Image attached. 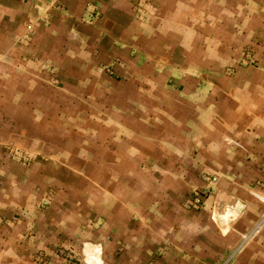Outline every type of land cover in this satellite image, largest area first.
Segmentation results:
<instances>
[{
  "label": "crops",
  "instance_id": "crops-1",
  "mask_svg": "<svg viewBox=\"0 0 264 264\" xmlns=\"http://www.w3.org/2000/svg\"><path fill=\"white\" fill-rule=\"evenodd\" d=\"M220 6L214 0H0V220L19 216L23 198L56 181L66 197L46 208V224L76 217L72 233L92 232L109 264H264V223L253 230L264 210V68L231 70L227 85L237 92L236 115L224 116L221 130L208 131L211 162L183 164L175 155L178 134L159 123L142 125L139 138L110 143L109 159L98 161L109 171H100L91 186L74 181L68 164H56L66 171L53 179L35 170L23 174L3 158L10 147L35 153L31 106L38 103L108 105L110 112L135 100L148 106L149 89L139 99L134 90L143 82L211 80L234 65L242 41L256 39L259 23L244 17V6L231 15ZM164 117L140 119H170ZM127 153H140L141 161ZM117 155L118 164L111 159ZM207 169L204 179L200 171ZM194 186L209 189L202 208L182 203L181 191ZM88 209L92 231L82 223ZM3 228L0 239L7 231L15 240L20 224L12 234ZM19 261L0 258V264Z\"/></svg>",
  "mask_w": 264,
  "mask_h": 264
},
{
  "label": "rangeland",
  "instance_id": "rangeland-1",
  "mask_svg": "<svg viewBox=\"0 0 264 264\" xmlns=\"http://www.w3.org/2000/svg\"><path fill=\"white\" fill-rule=\"evenodd\" d=\"M214 1L221 5L224 13L230 15L237 6H244L246 11L244 17L246 16L247 20L255 18L259 23L260 30L254 34L256 39L253 40V35L251 37L248 35L249 40L242 41L241 51L235 55L234 65H226V68L214 74L211 80L199 76L197 80L192 78L181 80L176 85L168 81L163 84L143 82L141 84V87L144 86L143 89L138 87L134 90L139 99L142 95L141 90L145 95L149 89V98L153 96L151 99L153 103L148 106L135 103V100L130 105L128 102L118 105L116 110L110 112L108 105L38 103L31 106L36 112V142L31 146L35 153L29 154L23 149L6 148V153L3 154L4 161L20 165L24 169L23 174L35 170L38 177L46 175L47 178L52 176L53 179L58 177V171L61 170L54 166L68 164L72 168L67 170L71 172L74 181L91 186L94 176H99L100 171L101 174L109 171L107 168H98V161L103 158L109 159L107 156L110 143L117 144L126 140L129 142L132 138H139L142 125L149 124L150 129H155L159 123L162 129H174L178 134L176 139L180 143L181 151L175 155L183 164L194 160L211 162L212 153L206 147L210 142L208 131L221 130L226 123L222 120L224 116H228L229 113L236 115L237 92L235 89L231 91L227 85L229 78L233 77L231 70L235 65L264 68V56L257 54L258 50H264V0ZM259 37L261 42L257 40ZM125 94L127 95L126 92ZM157 98L161 100L154 103L156 101L154 99ZM115 112L117 116H114ZM141 116H169L170 119L156 121L149 118L148 121H142ZM131 134L134 136L131 137ZM165 139L168 140L167 137ZM127 155L133 161H141L140 153ZM111 159L117 160V164L122 160L118 155L117 158L112 156ZM152 170L156 172V169H150ZM188 170V167H184L181 172L187 174ZM114 171L120 173L124 170L117 168ZM210 173V169L200 171L204 179H209ZM48 187L43 191L38 190L37 195L23 198L19 216L15 213L10 219L0 220L3 229H9L10 234L12 226L20 224L18 232L13 235L15 240L11 239L7 231L3 232L0 239L2 241L0 258L19 259L16 264H109L105 260L107 251L100 241L93 238L92 232L86 231L84 237L72 233L76 227L74 223L76 217L72 221L69 220L66 225L56 223L50 227L46 224L43 217L46 208L50 204L57 208L62 196L66 197V194L62 195L61 192L65 188L56 181ZM183 193L182 203L187 208L206 206V199L210 195L209 189L205 186H194L185 192L181 191L182 195ZM87 194L86 200L90 203L92 196ZM91 212L92 209L86 210L85 221L82 223L85 229L92 231ZM31 219L33 221H30ZM66 230L69 232L68 240H65ZM13 244L16 247H13Z\"/></svg>",
  "mask_w": 264,
  "mask_h": 264
},
{
  "label": "built area",
  "instance_id": "built-area-1",
  "mask_svg": "<svg viewBox=\"0 0 264 264\" xmlns=\"http://www.w3.org/2000/svg\"><path fill=\"white\" fill-rule=\"evenodd\" d=\"M264 201V199H263ZM264 223V210L261 212L256 224L253 227V230H257L260 225ZM246 237V236H245Z\"/></svg>",
  "mask_w": 264,
  "mask_h": 264
}]
</instances>
